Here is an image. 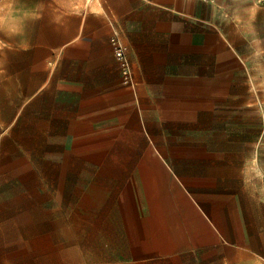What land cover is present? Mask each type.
Segmentation results:
<instances>
[{"label": "crops", "instance_id": "obj_1", "mask_svg": "<svg viewBox=\"0 0 264 264\" xmlns=\"http://www.w3.org/2000/svg\"><path fill=\"white\" fill-rule=\"evenodd\" d=\"M33 13L0 45V203L33 216L4 217L0 264H264V71L233 1Z\"/></svg>", "mask_w": 264, "mask_h": 264}, {"label": "rangeland", "instance_id": "obj_2", "mask_svg": "<svg viewBox=\"0 0 264 264\" xmlns=\"http://www.w3.org/2000/svg\"><path fill=\"white\" fill-rule=\"evenodd\" d=\"M56 0H0L4 11V21L0 24V45L8 40H16L19 30L28 28V19L33 16V11L40 3L49 6ZM234 12L240 13L246 40L243 41L242 50L250 57L251 66L259 72L264 71V0H232ZM248 4L246 12L245 4ZM261 80L262 74H259ZM264 80V79H263ZM4 217H33L32 213L26 215L18 214L17 205H4L0 203V242L3 233L8 232L3 228ZM0 248V261L7 255Z\"/></svg>", "mask_w": 264, "mask_h": 264}, {"label": "built area", "instance_id": "obj_3", "mask_svg": "<svg viewBox=\"0 0 264 264\" xmlns=\"http://www.w3.org/2000/svg\"><path fill=\"white\" fill-rule=\"evenodd\" d=\"M202 2H211L212 0H200ZM112 43L114 45V53L116 59L120 62L121 65V72L123 76V82L128 84L130 82V67L129 61L127 58V49L123 45L120 44L119 40L114 37L112 38Z\"/></svg>", "mask_w": 264, "mask_h": 264}, {"label": "clouds", "instance_id": "obj_4", "mask_svg": "<svg viewBox=\"0 0 264 264\" xmlns=\"http://www.w3.org/2000/svg\"><path fill=\"white\" fill-rule=\"evenodd\" d=\"M4 11V7L2 6V4H0V13H2ZM4 16L0 15V24L3 23L4 21Z\"/></svg>", "mask_w": 264, "mask_h": 264}]
</instances>
